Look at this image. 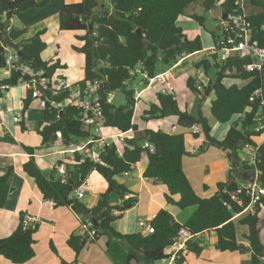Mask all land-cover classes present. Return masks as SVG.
Wrapping results in <instances>:
<instances>
[{"label": "trees", "instance_id": "1", "mask_svg": "<svg viewBox=\"0 0 264 264\" xmlns=\"http://www.w3.org/2000/svg\"><path fill=\"white\" fill-rule=\"evenodd\" d=\"M99 2L100 0H82L80 4H64L58 13L59 29L72 33L83 42L81 47L72 46L73 50L84 57L83 81L100 82L97 94L100 98L103 125L106 129H113L122 134L129 131L137 132V127L133 124L135 92L128 88L130 82L141 75L142 84L146 86L157 76L156 64L159 60L166 65L174 66L183 57L202 51L200 38L189 39L177 26V19L186 15V9L197 2L205 12L219 5L223 13L229 14L235 7V0H225L223 3L221 0H107L110 9H104L96 14L93 10ZM245 2L257 9V12L248 15L247 19L252 29V42L264 47L262 28L264 0ZM48 4L49 0H0V71L6 68V45L2 42L4 21L11 19L14 13L42 9ZM186 16L203 26L204 16L197 14ZM137 29L141 30V35L137 34ZM44 33L45 31H41L27 40H20L24 31L12 29L9 38L13 43H22L21 51L25 58L24 60L18 58V64L29 67L51 82L55 70L61 66L58 61L50 65L42 59V53L47 46L42 40ZM221 33L222 37L216 31L213 32L214 46L218 45L219 39L227 35L223 29ZM210 57L217 71L213 81L215 87L211 91L214 98L210 102V115L216 122L229 125L221 140H215L210 136V126L201 112L193 116L181 111L174 96L167 92L157 94L156 102L150 104L148 110L143 112L142 120L176 117L180 128L198 125L206 146L225 151L228 160L237 168L232 169V172L236 171L235 176L230 172L227 182L217 185V190L221 191L219 196L200 198L192 189L182 169V158L191 155L182 133L167 134L160 130L146 129L135 138H126L121 153L117 152L116 146L104 148L99 154V162L76 153L71 160L68 159L64 163L65 182H61L54 171L50 176L43 174L37 167L33 148L21 145L24 153L28 155L22 170L34 180L43 199L50 201L53 208L72 209L84 217L82 227L89 221L92 223V229L96 231V235L90 239L87 238L90 229H86L82 237L75 234L69 237L67 245L76 258L86 242L94 243L100 237H106L107 244L115 239L125 246L128 253L127 264H153L166 258L164 250L173 242L178 231L185 229L193 235L186 249L197 257L202 248L195 238L213 232L216 250L249 253L248 264H260L264 259V246L259 235V213L264 207V198L253 205L250 213L237 221L234 220V217L244 213L250 204V197L241 189V183L246 181L243 178L239 152L244 146L255 147L256 144L250 137L256 138L260 135L249 130L251 119L259 105V99L252 104L250 97L256 90H261L264 98V69L260 72L246 71L245 67L251 63L250 58L229 57L225 61H218L217 55ZM201 67L207 73L211 66L208 60H202L195 65L197 70ZM227 78L241 79L247 81V84L242 87L235 84L226 86L223 80ZM28 79V76H23L21 72L15 70L4 78L0 77V99L11 88L25 83ZM186 87L199 100L198 94L201 92L196 79L188 77ZM116 91L123 93L125 105L116 107L113 103L107 102L108 93ZM68 96L69 89H61L53 96L50 89L44 92L41 99L47 97L51 101L63 102ZM33 101L32 91L26 88L22 99V114L29 110ZM19 126L21 130H25L23 123ZM35 131L42 144L55 142L58 135L64 146L79 143L89 137L80 122L79 111L70 106L60 110L47 104L42 108V120L36 124ZM192 135L197 138L196 134ZM144 142L153 146V153L142 148ZM143 153H146L148 159L143 177L147 180L160 181L166 187L164 196L166 202L180 210L188 207L196 209L182 225L174 221L173 216L166 210H159L151 221L154 228L152 234L123 235L116 232L112 224L125 211L133 208L138 199L136 194L128 191L114 178L133 171ZM253 168L258 172L259 185L264 187V142L258 148ZM12 173L13 169L8 167L0 176V209L4 208L10 194L9 180ZM92 173L103 177L107 183V190L99 195L94 207L87 208L72 194ZM52 177L54 180H51ZM113 196L120 198V204L111 205L110 199ZM26 218L25 214L20 212L16 229L10 236L0 239V256L13 264H25L34 257V234L38 231L39 225L35 223L29 226ZM236 224L247 228V233L243 235L248 243L246 248L238 242ZM50 248L55 252L52 244ZM182 262L184 256L181 252L174 263Z\"/></svg>", "mask_w": 264, "mask_h": 264}, {"label": "crops", "instance_id": "2", "mask_svg": "<svg viewBox=\"0 0 264 264\" xmlns=\"http://www.w3.org/2000/svg\"><path fill=\"white\" fill-rule=\"evenodd\" d=\"M81 2L82 0H49V4L45 8L30 9L21 13H14L12 18L9 19V33L12 29L24 31L20 40H27L35 34L45 31L42 35V40L47 44V47L49 45L55 46L56 52L53 54L55 57L52 60H57L61 66L65 64L66 77L62 78L60 86L62 88L52 89L54 92H58L64 88L73 92L76 90H83L85 87L84 81L81 82L80 85L77 82L76 74H80V72L75 73L74 71V68H77L76 72L79 68L80 71H82V66L84 70V57L72 50V46L81 47L83 42L77 41L70 33L60 31L58 22V13L64 4L73 5L80 4ZM96 7H98V5ZM104 9V7H101L99 13ZM50 28H53V32L50 31ZM5 52L13 54L9 49H5ZM178 64L179 62L171 68V71L175 70ZM3 73L5 77L8 76L4 70ZM168 73H170V71H165L156 76L164 80L163 84L159 83L155 77L153 82H148V84L144 86V89L140 90L138 93L134 90L136 100L134 111L136 106L139 107L142 101L146 102L149 100V104L144 102H142L144 105L141 104V111L148 110L149 105L156 102V96L161 92L171 94L177 101V93L174 91L168 79L164 78ZM4 76L2 78H4ZM136 78L137 77L133 80ZM155 81L158 82V90L153 88ZM196 82L199 84V89L202 93L207 83L198 80H196ZM50 83L52 87V81ZM18 86L20 87L18 92L21 94H16L18 93L16 91L18 87H14L0 99V176L4 174L8 167L13 169L12 176L9 180L11 191L7 197L4 208L0 209V239L6 238L13 233L18 225L19 213L23 212L26 217L34 219L35 223L39 225L38 231L34 234V257L25 264H127V250L124 245L115 239L109 244H107L106 237H100L94 243L88 241L84 244L77 258L74 252L68 247L67 240L72 234L81 237L84 235L82 229L84 217L76 214L68 207L53 208L50 201L43 199L34 180L27 176L22 170V166L27 161L28 155L24 153L21 145L33 148L37 167L43 174L48 176H50L53 171L55 172L56 166L62 163L64 164L68 159L71 160L74 154H62L66 146L62 145L60 135H58L55 142L42 144L41 138L35 131L36 124L42 119L32 120L26 113L21 115L15 113V109L22 110V99L26 92V86L24 84ZM188 93L189 100L196 98H194V95L189 91ZM200 94H198V98ZM210 96H212L211 100L209 99ZM213 98V93H210L205 102L208 100L210 104ZM35 100L39 99H34L29 110L32 108H39L42 111L40 103L37 104ZM110 102L113 103L112 99ZM177 104L181 111H186L193 116L201 112L207 119L211 129L210 136L213 139L221 140L225 136L229 126L222 125V127L218 128L217 132H215L217 134H215L210 125L211 121L208 115L203 112L201 105V108H195V105H185V108L181 109L178 101ZM207 109L210 115V105ZM14 116L21 117L20 123L24 124L25 130H21L19 126L20 123L13 121ZM173 125L176 127L175 130L171 129ZM137 129V132L129 131L127 135L124 134V138H135L146 129L152 131L160 130L167 134H177L181 133V130H188V135H190L192 141L189 142V146L186 145V148L191 155H195L182 158V169L195 194L200 198H209L216 195L219 192L217 190V185L226 183L230 176V172L235 176L236 171L232 172V169L235 168L226 157V152L213 146H206V141L202 133L198 134L197 138H195L191 133V128H180L177 125L176 117H170L164 120H151L145 123V127L140 128L137 126ZM117 133L118 132L113 129L104 128L103 130V134L107 136L116 135ZM252 140L255 144L257 143V139L253 138ZM124 141L117 142L116 146L119 149L118 153L122 152ZM95 146L97 145L93 147ZM147 163V155L143 153L140 162L133 171L117 175L114 178L116 182L125 186L128 191L136 194L138 199L137 204L133 208L125 211L122 216L112 224L114 230L120 234L143 233V230L137 225L138 221L141 219L150 221L152 216H156L159 210H166L173 216L174 221L182 225L196 209L195 207H188L184 210H180L176 206L168 204L164 197L167 191L166 187L160 181L147 180L143 177ZM83 187L85 192L78 200L85 207L92 208L96 205L99 195L106 192L107 183L99 174L92 173L83 183ZM85 196L86 199H84ZM126 198L127 196L125 199ZM175 199H177V197H175ZM110 202L111 205H118L120 204V198L113 196ZM248 213H250V210H246L241 215L234 217V220L237 221ZM116 214L118 213L116 212ZM246 233L247 228L245 226L236 224L237 239L243 248L248 247V243L243 238V235ZM207 234L214 239L210 238L207 241L204 238L205 236H203L204 234L195 238L199 241V247L202 248L200 255L197 257L194 253H190L185 249L182 251L184 262L180 264L249 263V253H241L239 251L220 252L215 248V236L213 232ZM50 244L53 245L55 252L51 250ZM160 262L175 264L168 260ZM0 264L13 263H10L0 256ZM260 264H264V259Z\"/></svg>", "mask_w": 264, "mask_h": 264}, {"label": "built area", "instance_id": "3", "mask_svg": "<svg viewBox=\"0 0 264 264\" xmlns=\"http://www.w3.org/2000/svg\"><path fill=\"white\" fill-rule=\"evenodd\" d=\"M225 0H221L223 3ZM223 14V11L221 9ZM226 14L225 19H222L220 24L221 30L227 32L226 37L218 40V45L212 47L209 50V55L221 54L222 61L227 60L229 57L237 58H250L251 63H249L245 70L248 72H260L264 69V47H259L252 42V29L249 23L248 15L245 11V0H235V7L232 12ZM264 29V27H262ZM6 68L4 72L10 74L12 70L19 71L23 76H28V81L23 83L26 88L32 91V97L34 99H39L41 108L46 107L47 104L51 108L63 109L65 107H75L79 111V119L83 125V129L88 132L89 137L79 143H72L66 146L63 155L65 153L69 154H79L81 156H86L91 158L94 162H99V154L104 148L111 146H116L117 142L124 141V134L117 133L116 135L107 136L103 134L104 125L102 121V116L100 112V98L97 94V90L100 86L98 81H88L85 83L83 90L69 91V96L63 102H55L49 100V98H42V95L46 91H50L51 95H56L58 92L52 91L50 88V82L42 77L40 74L35 73L29 67L22 64H18V56L15 52L13 54H5ZM159 83L163 84L164 80L158 77L155 78ZM154 79L150 81L153 82ZM149 81V82H150ZM107 102H110L112 98V93H108ZM259 99L258 109L251 119V126L253 130L250 131L253 134H260L263 140L260 144L253 146H244L241 152L244 154L243 157L240 156V165L242 166V172H251L254 174V179L252 182H244L241 184V189L246 195L250 197V204L245 209L252 211L253 205L260 202L264 198V187H261L258 183V172L254 170L255 162L257 159L258 148L264 142V98L261 94V90H256L250 97V102H254ZM13 121L16 123L21 122L20 116H14ZM172 130L176 127L173 125ZM192 134H201L200 127L198 125H193L191 127ZM254 138L253 136L250 137ZM94 145H97L93 147ZM93 147V149H92ZM143 149L149 150L150 153L154 152L153 146L144 142L142 145ZM117 152H119L116 146ZM56 176L61 179V182H65V166L64 164H59L55 169ZM85 192L83 184L75 189L72 196L79 199ZM155 218L152 216L150 221L139 220L137 225L143 230L144 234H152L154 228L151 225V221ZM26 222L29 226L35 224V220L27 217ZM85 229H90L87 234V238L90 239L96 235V231L92 229V223L87 221L84 227ZM193 238V235L186 231L185 229H180L173 239V242L164 250V255L170 262H174L179 254L186 249L187 243ZM162 260V261H164Z\"/></svg>", "mask_w": 264, "mask_h": 264}, {"label": "rangeland", "instance_id": "4", "mask_svg": "<svg viewBox=\"0 0 264 264\" xmlns=\"http://www.w3.org/2000/svg\"><path fill=\"white\" fill-rule=\"evenodd\" d=\"M104 7L105 9H110V5L107 2V0H100L98 7H96L93 11L95 13H99L100 8ZM245 11L247 15H250L252 13L257 12V9L253 8L248 2H245ZM186 15L187 14H197L200 16H204L205 17V21L203 23V26H200L198 24V22H196L195 20H192L191 18H189L188 16L184 15L181 16L177 19L176 24L178 27H180L183 31V33L189 38V39H194L196 37L200 38L201 41V45H202V51L191 54L189 56L183 57L181 60H179V64L178 67L171 71V68L173 67V65H166L164 64L161 60H159L156 64V74L157 76L160 75L161 73L165 72V71H170V73H168L164 78L168 79L169 83H171V85L174 88V91L177 93L176 94V98L177 101L181 107V109L185 108V105H195L196 107H199L201 105L203 112L208 115L211 125L212 130L215 132H217V129L223 126H229L228 124H221L219 122H216L215 120H213L211 118V116L208 114V109L207 107H209V101L207 100V102H204V104H200V100L196 99H188V89L186 87V79L187 77H193L198 81H202L204 83H208L209 80L214 81L215 79V74H216V69L213 66V60L209 55V50L214 47V42H213V32L216 31L217 27L220 26L221 22H222V12H221V8L219 7V5H215L210 11L205 12L201 6L200 3H194L191 6H189L186 11H185ZM50 31L53 32V28H50ZM221 37H222V33L217 32ZM72 34V33H70ZM73 35V34H72ZM73 37L79 41L74 35ZM81 42V41H80ZM47 45V44H46ZM79 47V46H76ZM10 50V52L13 53L12 49L8 48ZM73 50V49H72ZM54 52H56L55 50V46L53 45H49L48 47L46 46V49L44 51V53L42 54V58L45 62H48L50 65L57 62V60H52L54 59ZM73 52L77 53L75 50H73ZM80 54V53H78ZM82 55V54H81ZM65 57V56H62ZM217 58L218 61H220L221 59V54L218 53L217 54ZM67 59V58H66ZM202 60H208V62L210 63V68L208 69L207 73H205V71L203 70V67L199 68L198 70L195 68V65L202 61ZM176 65V64H175ZM61 66V65H60ZM69 69V67H68ZM77 68H74L75 73L80 72V74H76L77 76V82L80 83L83 82L84 80V70H83V66H82V71L77 70ZM66 68H65V64H63V66L59 67L58 69L55 70L54 74L51 77V81H52V87L53 89H60L62 87L61 83H62V78L66 77ZM5 74L3 73V70L0 71V77L2 78ZM5 77V76H4ZM158 82L155 81L153 84V88H156V90H158L159 86L157 87ZM223 84H225L226 86L229 85H238L239 87L245 86L247 84V81L241 80V79H233V78H227L223 80ZM17 92L20 89L19 86H17ZM128 88H131L133 90H135L137 93L144 89V85L142 84V77L141 75H139L135 80H132L130 82V84L128 85ZM162 93V92H161ZM211 93V92H210ZM16 94H21V93H16ZM210 95V94H209ZM212 96H210V100ZM112 101L114 103V105L116 107H120L125 105V98L124 95L121 91H116L113 93L112 96ZM142 101V100H141ZM35 102L37 104L40 103L39 100H35ZM144 102V101H142ZM144 105V103L149 104V100H147L146 102L142 103ZM141 104L138 106H136L135 111H134V115H133V123L134 125L140 128L145 127V123H148V121H144L142 120V116H143V112L141 111ZM200 107V108H201ZM15 113L21 115L22 111L21 109H15ZM26 115L28 117H30V119H42V111L41 109H36V108H32L31 110L25 112ZM236 118L233 120L235 121ZM151 121V120H149ZM250 131L253 130V127H250L249 129ZM138 131V129H137ZM181 133L184 134L185 136V140H186V145L189 146V142L192 141V138L190 137V135H188V130H181ZM217 134V133H215ZM127 135V134H125ZM126 137V136H125ZM254 139H257V143L259 144L261 143V141L263 140V137L258 136ZM193 156L195 154H192ZM192 155H188L189 157ZM188 156H184V157H188ZM239 156L243 157L244 154L242 152H239ZM101 176V175H100ZM102 177V176H101ZM212 197V196H211ZM84 199H86V196L84 197ZM261 213L260 214V224H259V235H260V241L261 243L264 245V207L261 208ZM144 220V219H141ZM146 221V220H145ZM84 233L86 232V229L83 227L82 228ZM238 229L240 230V228L238 227ZM203 236H205V240H209L210 238L213 237H209L207 233H205ZM214 239V238H213ZM155 264H165L162 263L160 261L155 262Z\"/></svg>", "mask_w": 264, "mask_h": 264}, {"label": "water", "instance_id": "5", "mask_svg": "<svg viewBox=\"0 0 264 264\" xmlns=\"http://www.w3.org/2000/svg\"><path fill=\"white\" fill-rule=\"evenodd\" d=\"M226 14H222V19H225ZM9 24H10V20L6 19L3 23V32H2V42L6 45V49L10 48L12 49L16 55L18 56V58H20L21 60H24V55L21 51V47H22V43H13L12 41H10L9 38ZM221 28L220 26L217 27L216 32H220ZM137 34L141 35V30L137 29L136 30ZM215 87V83H213L212 80H209L207 83V86L204 88L203 92L199 95V99H200V104H204V102L206 101V98L209 96L210 92L212 91V89ZM234 168H237V166H235V164H233ZM243 178L245 181L248 182H252L254 179V174L251 172H245L243 175ZM51 180H54V177L51 178ZM221 193V191H219L216 195L219 196Z\"/></svg>", "mask_w": 264, "mask_h": 264}]
</instances>
